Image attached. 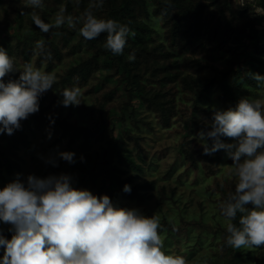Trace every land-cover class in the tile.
I'll use <instances>...</instances> for the list:
<instances>
[{
  "label": "trees",
  "instance_id": "1",
  "mask_svg": "<svg viewBox=\"0 0 264 264\" xmlns=\"http://www.w3.org/2000/svg\"><path fill=\"white\" fill-rule=\"evenodd\" d=\"M93 0H42V8L25 6L26 0H0V47L14 58L17 72L11 73L4 81L19 78L17 58L25 64L34 59L35 66L44 65L45 71L67 57H74V63L56 80L55 85L65 89L78 86L82 88L81 108L87 116L86 123H78L67 116H53L49 110L55 102V95L43 94L40 98V109L37 113L21 121V128L11 136L0 135V181L11 177L19 168V149L29 143L26 129L30 120H46L52 126L60 128V137L67 138L69 144L81 141L83 144L103 142L102 154L88 156V162L75 160L69 166L55 159L47 162L51 171L44 175L68 174L72 177V187L86 189L100 197L108 195L115 206L119 198L141 200L146 191L154 187L153 182L130 184L131 177L119 167V161L131 169H141L133 158L122 147L127 140L137 150L144 149L139 140V123L150 127L151 122L136 115V100L139 105L150 112L155 121L165 129H170L181 138L178 142L179 154L193 170H200L205 177L212 178L211 189L216 191V206L229 195L228 188L216 177L219 169L218 152L204 154L203 145L211 146L212 140H197L201 131L211 130L213 112L201 101L207 98L202 90L210 91L216 84L219 89L218 99L226 109L234 108L241 98H250L258 93L260 87L252 74L264 75V38L257 37L259 22L264 15L254 12L249 0H154L152 13L162 19L163 38L160 42L153 35L154 30L146 20L149 18L147 0H103L102 7L94 9L98 18L113 19L129 26L134 36H129L122 55H113L104 47L107 33L98 38L86 40L79 33L82 24L75 29L67 25L42 33L32 22L33 11L45 20L48 9L64 6L66 15L80 16ZM264 9V0L258 2ZM6 5V6H4ZM23 13V14H22ZM30 16L29 21L34 30L21 33L20 27L11 32L12 16ZM79 35L77 43L72 40ZM43 37V38H41ZM45 41V48L52 58L46 60L36 49L38 40ZM245 40L254 41L255 57L249 61V67H241L237 45ZM168 51H165V49ZM181 53L203 52L206 61L195 60L191 71L202 75L217 71L213 79L204 85L192 83V75H183L170 60L175 51ZM135 54V60L128 59ZM221 62L223 67H218ZM190 62L188 61V64ZM86 97L90 103L86 102ZM49 112V113H48ZM129 122L130 126L126 124ZM192 127L187 130V124ZM116 124H120L122 139L115 133ZM177 124V126H173ZM172 128V129H171ZM192 133L194 135H192ZM54 161L57 166H53ZM131 187L130 193L123 191L125 185ZM249 210L253 205L246 206ZM241 214L231 221L239 227ZM3 235L11 239L12 233L3 229ZM3 257L4 248L0 247ZM256 250L253 264H264V245L251 247Z\"/></svg>",
  "mask_w": 264,
  "mask_h": 264
},
{
  "label": "clouds",
  "instance_id": "2",
  "mask_svg": "<svg viewBox=\"0 0 264 264\" xmlns=\"http://www.w3.org/2000/svg\"><path fill=\"white\" fill-rule=\"evenodd\" d=\"M79 4V0H76ZM103 0H93L80 16L66 15L61 6L54 21L46 23L37 12L32 22L42 33H49L65 25L75 29L86 40L107 33L104 47L113 55H122L128 37L134 36L128 25L113 19L98 18L94 9ZM25 6L42 8V0H26ZM256 13L264 15V9ZM23 14V13H22ZM37 54L52 58L45 41L36 42ZM135 54L128 56L135 60ZM17 72L14 58L0 47V135H13L21 128V121L40 109V98L53 88L55 73L42 71L31 62L25 63L16 80L4 81ZM252 78L264 87V76L254 73ZM64 107L79 106L82 90L78 86L59 91ZM204 154L224 150L233 161L232 175L237 178L234 193L220 203V214L229 221L226 245L234 249L264 245V96L241 98L234 108L214 110L211 130L201 131ZM221 137L234 142L225 143ZM61 159L75 163V153L61 152ZM83 160V157H81ZM53 166H57L54 161ZM123 191L130 193L125 185ZM253 205L249 210L246 206ZM240 213L239 227L232 223ZM0 222L10 225L11 239L0 229V247L4 248L0 264H189L186 257L165 254L159 234V217H147L138 209L117 207L108 195L100 197L86 189L72 187L68 174L38 178L29 175L26 181L20 174L0 189Z\"/></svg>",
  "mask_w": 264,
  "mask_h": 264
},
{
  "label": "rangeland",
  "instance_id": "3",
  "mask_svg": "<svg viewBox=\"0 0 264 264\" xmlns=\"http://www.w3.org/2000/svg\"><path fill=\"white\" fill-rule=\"evenodd\" d=\"M242 1V0H240ZM260 0H249L252 6L261 8L258 4ZM6 6V5H4ZM149 10V18L146 22L153 28V35L160 42H165L163 38L162 19L159 15H154V0H147ZM58 8L48 9V14L45 18L46 23L54 21ZM30 16H12L11 32L19 31L27 33L34 27L29 21ZM257 37L264 38V21L259 22ZM43 38V37H41ZM79 35L72 42L77 43ZM254 41L245 40L237 45L239 50L240 66L243 68L249 67V61L256 56L254 52ZM165 51H168L166 48ZM176 69H180L183 75H192V83L204 85L210 80L215 81L217 71L212 73H203L202 75L191 71L195 60L201 62L206 61L203 52L191 54L181 53L178 50L170 59ZM18 66L23 68L24 63L20 58H17ZM188 61L190 62L188 64ZM30 62L34 65V59ZM74 63V57H67L62 62L56 64L49 71L55 73L56 80L66 71L71 64ZM218 67H223L221 62L217 63ZM35 66V65H34ZM42 71H45L44 65L35 66ZM47 72V71H46ZM264 76V75H262ZM69 88V87H66ZM82 89V88H81ZM64 90L58 85H53V88L46 94L55 95V102L49 110V114L53 116H67L70 120H77L78 123H86L87 116L81 106L64 107L60 104L62 96L59 91ZM203 94H207V98L202 99V103L214 110H227L218 99L219 89L216 84L210 91L202 90ZM258 93L253 94L250 98H260L264 96V87L258 88ZM86 102L90 103L86 97ZM136 105V115L138 118H144L151 122V126L147 127L139 123V129L131 127L129 122L126 124L131 127L134 132H139L142 137L139 142L144 148L140 151L130 142L126 141L121 144L126 147L128 153L133 160L140 165L141 169H131L125 163L119 161V167L125 171L123 176L131 177L130 184H144L153 182L154 187L148 191L143 199L136 200L132 198H119L118 203L121 208L138 209L147 217L156 215L159 217L161 228L159 234L164 243L162 249L165 254H177L187 258L189 264H253V257L256 254L254 248L234 249L226 245L225 241L229 235L226 231L227 221L218 211L216 206L217 192L211 189L212 178L205 177L200 170H193L187 166V162L179 154L178 142L181 134H178L170 129L162 128L154 119L153 115L143 108L134 100ZM30 127L26 129L29 143L27 146H22L19 149V168L11 177L6 176L0 181V189H3L8 183L16 179L17 174L20 178L26 181L29 175H35L38 178H44V175L50 174L51 171L47 162L55 159L62 162L63 165L69 166L70 163L60 158L61 152L75 153L76 161L83 160L88 162L89 155L102 154L104 147L103 142H89L83 144L81 141H76L69 144L67 138L60 137V128L52 126L48 121H32ZM177 126V124L173 125ZM122 126L116 124L115 133L122 139L120 129ZM172 129V128H171ZM187 130L192 127L188 123ZM192 135H194L192 133ZM197 140L199 136L196 137ZM225 143L234 142L227 137H221ZM203 141V140H201ZM218 155L219 169L216 177L228 188L229 192L234 193L235 185L238 182L237 178L232 175L233 161L227 157L224 150H219ZM0 227L8 230L10 225L0 222ZM1 250V248H0ZM2 259V255H0Z\"/></svg>",
  "mask_w": 264,
  "mask_h": 264
},
{
  "label": "built area",
  "instance_id": "4",
  "mask_svg": "<svg viewBox=\"0 0 264 264\" xmlns=\"http://www.w3.org/2000/svg\"><path fill=\"white\" fill-rule=\"evenodd\" d=\"M242 2H243V0H242Z\"/></svg>",
  "mask_w": 264,
  "mask_h": 264
}]
</instances>
